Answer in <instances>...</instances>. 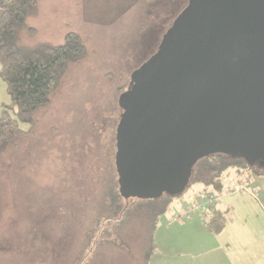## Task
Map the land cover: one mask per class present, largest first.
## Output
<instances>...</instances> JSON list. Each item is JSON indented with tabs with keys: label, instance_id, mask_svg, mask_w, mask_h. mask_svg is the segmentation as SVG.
<instances>
[{
	"label": "rangeland",
	"instance_id": "rangeland-1",
	"mask_svg": "<svg viewBox=\"0 0 264 264\" xmlns=\"http://www.w3.org/2000/svg\"><path fill=\"white\" fill-rule=\"evenodd\" d=\"M185 2L37 0L27 19L34 33L20 32L16 44L57 45L74 31L87 54L69 67L48 105L37 111L32 131L0 156V241L9 249H0V263L14 260L11 249L30 247L36 259L27 264H144L154 217L184 212L203 188L219 196L221 208L231 207L235 224L241 208L256 201L253 184L264 185L259 176L240 184L232 174L218 190L195 175L182 196L152 203L125 201L113 186L114 129L123 93L117 88L153 55ZM8 100L0 80V102ZM113 204L123 207L125 216L114 214ZM217 237V249L228 251L227 237Z\"/></svg>",
	"mask_w": 264,
	"mask_h": 264
},
{
	"label": "water",
	"instance_id": "water-1",
	"mask_svg": "<svg viewBox=\"0 0 264 264\" xmlns=\"http://www.w3.org/2000/svg\"><path fill=\"white\" fill-rule=\"evenodd\" d=\"M118 106L125 199L180 197L214 154L264 166V0H188Z\"/></svg>",
	"mask_w": 264,
	"mask_h": 264
},
{
	"label": "trees",
	"instance_id": "trees-1",
	"mask_svg": "<svg viewBox=\"0 0 264 264\" xmlns=\"http://www.w3.org/2000/svg\"><path fill=\"white\" fill-rule=\"evenodd\" d=\"M187 1L181 10L187 5ZM36 6L37 0H0V80L5 85L9 99L6 103L0 102V156L8 145L14 144L19 137L32 131L36 124L35 114L37 111L48 105L50 95L59 87L69 67L87 54L85 41L74 31L66 32L63 41L57 45L18 46L16 44L17 34L24 30L30 34L34 33L33 28L27 25V19L34 12ZM129 84L130 81L126 86L118 87L117 90L125 92ZM115 173L117 177L113 186L117 188L119 184L116 168ZM232 174L240 184L251 183L252 178L258 176L264 178V166L258 163L248 164L241 157L223 154L210 155L199 160L193 167L189 187L194 183V176L197 175L201 181H208V184L216 185L215 187L220 190L222 181L229 179ZM212 180L214 182H211ZM113 192L112 198L113 194L117 197V192ZM200 193V195L216 197L214 206L202 218L207 231L216 235L228 224L230 209L221 210L220 206L218 207L219 196L208 189L203 188ZM161 198L174 199L163 195L156 200ZM123 199L127 201L135 198L125 199L123 197ZM156 200L147 199L144 201L152 203ZM113 209L116 211L114 214L125 216L126 210L123 207L113 204ZM158 212H161L160 209ZM177 214L172 216L173 221L187 220L176 218ZM122 219L120 218L118 223H121ZM157 220L158 217L156 216V219L154 217L153 230L146 240V249L142 250L141 257L144 264H148L149 258L156 248L153 235Z\"/></svg>",
	"mask_w": 264,
	"mask_h": 264
},
{
	"label": "crops",
	"instance_id": "crops-1",
	"mask_svg": "<svg viewBox=\"0 0 264 264\" xmlns=\"http://www.w3.org/2000/svg\"><path fill=\"white\" fill-rule=\"evenodd\" d=\"M259 184H253L256 201L241 208L238 223L229 218L228 224L216 235L207 231L201 217L185 222L161 216L153 235L156 248L148 264H264V185ZM220 235L230 242L228 251L217 249ZM1 243L0 249H6L5 242ZM10 252L14 260L5 259L0 264H27L33 257L36 259L30 247L13 248ZM85 256L82 254L79 258L85 262Z\"/></svg>",
	"mask_w": 264,
	"mask_h": 264
},
{
	"label": "built area",
	"instance_id": "built-area-1",
	"mask_svg": "<svg viewBox=\"0 0 264 264\" xmlns=\"http://www.w3.org/2000/svg\"><path fill=\"white\" fill-rule=\"evenodd\" d=\"M189 205L186 204L184 212L177 214L176 218L191 219L194 216L203 218L214 206L216 197L214 195H195L189 198ZM175 219V218H174Z\"/></svg>",
	"mask_w": 264,
	"mask_h": 264
},
{
	"label": "flooded vegetation",
	"instance_id": "flooded-vegetation-1",
	"mask_svg": "<svg viewBox=\"0 0 264 264\" xmlns=\"http://www.w3.org/2000/svg\"><path fill=\"white\" fill-rule=\"evenodd\" d=\"M157 49H158V48H157ZM157 49H156V51H157ZM156 51H155V52H156ZM155 52H154V53H155ZM154 53H153V54H154ZM119 109H120V108H119ZM120 110H121V109H120ZM121 114H122V111H121ZM121 114H120V115H121ZM117 127H118V123L116 124L115 129H114V143H115V149H116ZM112 139H113V137H112ZM115 151H116V150H115Z\"/></svg>",
	"mask_w": 264,
	"mask_h": 264
}]
</instances>
